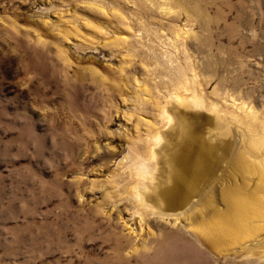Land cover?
<instances>
[{
    "label": "rangeland",
    "instance_id": "374dc122",
    "mask_svg": "<svg viewBox=\"0 0 264 264\" xmlns=\"http://www.w3.org/2000/svg\"><path fill=\"white\" fill-rule=\"evenodd\" d=\"M260 165L264 0H0V264H254ZM227 193L258 194L255 233L206 249Z\"/></svg>",
    "mask_w": 264,
    "mask_h": 264
},
{
    "label": "bare ground",
    "instance_id": "6f19581e",
    "mask_svg": "<svg viewBox=\"0 0 264 264\" xmlns=\"http://www.w3.org/2000/svg\"><path fill=\"white\" fill-rule=\"evenodd\" d=\"M183 130H184V128L180 129V127H179L177 132L182 133ZM176 134L177 133H175V135ZM177 135H179V134H177ZM258 141L255 143L252 142L254 144L251 147V151H253V153H255V154L254 155L252 154L251 156L256 157V154H257L256 151H258L260 149V147L262 148L261 142H258ZM242 156H237L236 163H239V165H240L239 167L242 171L243 170L244 171L249 170V172H252L253 166L251 167L249 161H247ZM175 158H176V156L170 157V160L168 161L170 167L167 168L165 171H163L164 178H162V176H161V178L164 179L163 183H166L167 181H171V183L173 182V184L171 185V187L169 189H165L164 191H161L157 194L155 192L156 199L160 202H162L164 197H167V202L170 203L169 205H167V206H169V208L174 207L176 205L178 206L182 201L180 199L185 194V193H183L182 188L184 186L183 181H185L184 179L186 177V173H185L184 169H182L183 167H179L177 165L173 166L172 161H175ZM232 164H234V163H232ZM154 169H155V164L153 162L151 164V172ZM151 172H150V174H151ZM192 172H194V170H192ZM255 173L261 180L264 181V165L259 167V168H256ZM150 174H148V175H150ZM197 178H199V177H196V179ZM193 179H194V177H193ZM157 181H159V180H157ZM161 182H162V180H161ZM161 182L159 185L162 184ZM189 185L190 184H188V186ZM153 189H154L153 191H155L156 188L154 187ZM185 189H184V191H185ZM238 190L239 189H237V192H238ZM254 192H256V191H254ZM186 193H188V192H186ZM256 194L257 193H251L250 195L248 194L247 196H245V195H242L240 193H234V194H232V193L228 194L227 193L226 198H228V200L226 199V201H228V204H227V210H226L225 214L224 215H217L216 217L214 216L215 218H212L208 221H204V222L198 224L199 226H197V228H195L196 238L198 240H200L204 244V246H206V249L207 248L213 249L216 243H218V244L219 243H233V242L236 243L237 240H243V239H246L247 237H252L255 233V229L252 227L251 220L255 216H257V215H255V213H256L257 209L259 208V205H260V201L257 197L258 194L257 195ZM192 218L193 217H191V215L189 217L186 216L187 220H191ZM187 247L195 252V254L193 253L190 255L191 257H193L192 258L193 260L188 259L189 262L194 261L195 258L198 256L202 257V256H205L206 254L209 253V252H207V250H206V252L205 251L198 252L197 250H195V247L193 244H188ZM186 259H187V257H186ZM210 262H211V260H210ZM210 262H208L207 264H209ZM253 263L254 264H264V256H258L256 258H254ZM200 264H202V263H200ZM226 264H252V260L246 259L244 257V260H240V261L228 260V261H226Z\"/></svg>",
    "mask_w": 264,
    "mask_h": 264
},
{
    "label": "clouds",
    "instance_id": "9594fccd",
    "mask_svg": "<svg viewBox=\"0 0 264 264\" xmlns=\"http://www.w3.org/2000/svg\"><path fill=\"white\" fill-rule=\"evenodd\" d=\"M136 169L140 176H146L151 172V162L144 157H138L136 162ZM136 196L140 200H143L145 198L144 189L142 187H137Z\"/></svg>",
    "mask_w": 264,
    "mask_h": 264
},
{
    "label": "water",
    "instance_id": "95a60500",
    "mask_svg": "<svg viewBox=\"0 0 264 264\" xmlns=\"http://www.w3.org/2000/svg\"><path fill=\"white\" fill-rule=\"evenodd\" d=\"M173 204V203H172Z\"/></svg>",
    "mask_w": 264,
    "mask_h": 264
}]
</instances>
